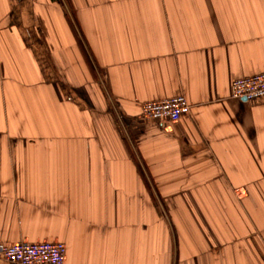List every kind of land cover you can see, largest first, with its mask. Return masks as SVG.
Masks as SVG:
<instances>
[{
	"label": "crops",
	"instance_id": "1",
	"mask_svg": "<svg viewBox=\"0 0 264 264\" xmlns=\"http://www.w3.org/2000/svg\"><path fill=\"white\" fill-rule=\"evenodd\" d=\"M263 73L264 0H0V243L264 264V99L231 96Z\"/></svg>",
	"mask_w": 264,
	"mask_h": 264
},
{
	"label": "built area",
	"instance_id": "2",
	"mask_svg": "<svg viewBox=\"0 0 264 264\" xmlns=\"http://www.w3.org/2000/svg\"><path fill=\"white\" fill-rule=\"evenodd\" d=\"M231 96L248 102L262 101L264 73L235 80L231 86ZM140 109L144 121L166 125L189 115L191 107L184 96H177L143 103ZM236 195L241 197V191H237ZM65 252L62 243H0V260L6 264H64Z\"/></svg>",
	"mask_w": 264,
	"mask_h": 264
}]
</instances>
